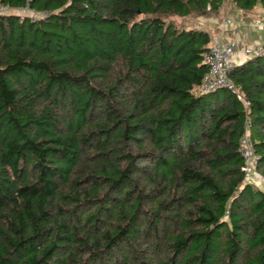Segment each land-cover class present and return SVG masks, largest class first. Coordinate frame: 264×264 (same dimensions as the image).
Segmentation results:
<instances>
[{
	"label": "trees",
	"instance_id": "1",
	"mask_svg": "<svg viewBox=\"0 0 264 264\" xmlns=\"http://www.w3.org/2000/svg\"><path fill=\"white\" fill-rule=\"evenodd\" d=\"M0 4V264H264V57L201 94L195 25L264 0Z\"/></svg>",
	"mask_w": 264,
	"mask_h": 264
},
{
	"label": "built area",
	"instance_id": "2",
	"mask_svg": "<svg viewBox=\"0 0 264 264\" xmlns=\"http://www.w3.org/2000/svg\"><path fill=\"white\" fill-rule=\"evenodd\" d=\"M25 1L28 4L30 0ZM27 7L28 6L26 5L25 8L16 10L9 7H4L0 4V15L14 13L20 16H29L32 19H38L45 15L31 13ZM223 24L224 26H229L231 21L225 19ZM254 27L263 29L264 23L261 21H256L254 23ZM236 55V44L233 40L223 41L221 39H215L212 41L209 49L202 56L203 64L207 66V73L204 74L201 80V85L199 88V92L201 94L215 92L219 89H225L236 95L238 99L241 98L237 94L236 88L228 77L230 71L236 65H238L234 61ZM242 55L243 62L252 58L264 57V41L246 47L242 51ZM238 153L243 161L241 171L245 174L248 180H251L256 176V167L259 156L252 146V140L250 137V121L247 116L244 118L243 132L239 138ZM261 184V189L264 191V183Z\"/></svg>",
	"mask_w": 264,
	"mask_h": 264
},
{
	"label": "crops",
	"instance_id": "3",
	"mask_svg": "<svg viewBox=\"0 0 264 264\" xmlns=\"http://www.w3.org/2000/svg\"><path fill=\"white\" fill-rule=\"evenodd\" d=\"M225 19L231 21L229 26H224ZM256 21L264 23L262 8L256 7L252 12L244 13L236 9L233 4H226L217 17L208 18L206 22H201L202 25L196 22L195 25L207 30L213 40H233L237 50L234 61L241 64L243 63L242 51L248 46L264 41V28H255Z\"/></svg>",
	"mask_w": 264,
	"mask_h": 264
},
{
	"label": "rangeland",
	"instance_id": "4",
	"mask_svg": "<svg viewBox=\"0 0 264 264\" xmlns=\"http://www.w3.org/2000/svg\"><path fill=\"white\" fill-rule=\"evenodd\" d=\"M207 19H208V18H206V19H202V20L206 22ZM209 19H210V18H209ZM203 21H199V24H201V22H203ZM202 24H203V23H202ZM202 24H201V25H202ZM256 180H257V179H256ZM256 182L258 183L257 185H259V186L262 188L261 181L257 180Z\"/></svg>",
	"mask_w": 264,
	"mask_h": 264
}]
</instances>
